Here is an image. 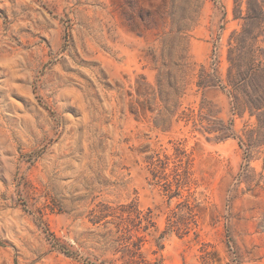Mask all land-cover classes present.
<instances>
[{
	"label": "rangeland",
	"instance_id": "obj_1",
	"mask_svg": "<svg viewBox=\"0 0 264 264\" xmlns=\"http://www.w3.org/2000/svg\"><path fill=\"white\" fill-rule=\"evenodd\" d=\"M0 264H264V0H0Z\"/></svg>",
	"mask_w": 264,
	"mask_h": 264
}]
</instances>
